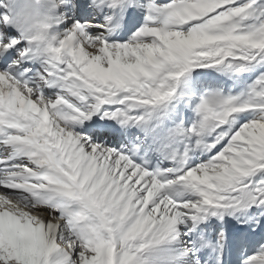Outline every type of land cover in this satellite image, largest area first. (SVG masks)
I'll list each match as a JSON object with an SVG mask.
<instances>
[{
	"label": "snow or ice",
	"instance_id": "1",
	"mask_svg": "<svg viewBox=\"0 0 264 264\" xmlns=\"http://www.w3.org/2000/svg\"><path fill=\"white\" fill-rule=\"evenodd\" d=\"M0 264H264V0H0Z\"/></svg>",
	"mask_w": 264,
	"mask_h": 264
}]
</instances>
